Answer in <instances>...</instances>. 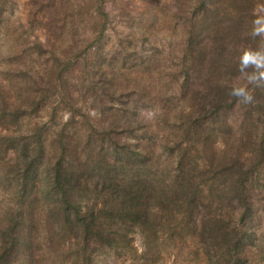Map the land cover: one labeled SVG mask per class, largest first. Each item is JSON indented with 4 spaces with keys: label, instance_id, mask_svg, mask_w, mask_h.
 I'll use <instances>...</instances> for the list:
<instances>
[{
    "label": "trees",
    "instance_id": "trees-1",
    "mask_svg": "<svg viewBox=\"0 0 264 264\" xmlns=\"http://www.w3.org/2000/svg\"><path fill=\"white\" fill-rule=\"evenodd\" d=\"M251 1L175 3L182 36L168 56L181 104L174 117L161 115V136L138 132L136 107L122 100V116L110 107L93 123L82 115L88 128L72 136L69 123L52 137L38 124L21 130L22 107L37 110V95L18 96L15 108L0 113V264H42L45 249L62 256L72 249L92 264L93 253L124 240L156 205L182 208V223L200 232L216 263L251 264L254 252L264 263V176L256 170L264 163V36ZM101 76L102 93L120 99L126 86ZM43 79L34 86L48 88ZM58 87L61 101L78 108L69 86ZM160 89L158 104L168 85ZM236 104L256 119L239 138L253 144L247 162L233 155V142L219 156L212 148L226 142ZM171 119L177 126L166 129Z\"/></svg>",
    "mask_w": 264,
    "mask_h": 264
},
{
    "label": "rangeland",
    "instance_id": "rangeland-1",
    "mask_svg": "<svg viewBox=\"0 0 264 264\" xmlns=\"http://www.w3.org/2000/svg\"><path fill=\"white\" fill-rule=\"evenodd\" d=\"M180 1L184 0H0V113L15 108L18 96L37 95V110L22 107L21 130L38 124L52 137L54 130L69 123L65 127L72 136L88 128L82 115L93 123L104 116L101 108L106 114L110 107L122 116L125 106L118 103L122 100L129 108L136 107L138 132L156 130L161 136L162 130L157 129L161 115L174 117L181 104L168 56L182 36L181 22L173 19L174 5ZM251 5L255 30L264 36V0H252ZM99 74L126 86L120 99L102 93ZM42 78V84H50L48 88L34 86ZM60 82L69 86L78 108L72 109L69 100L61 101ZM164 84L167 98L158 104ZM75 110V120L68 122ZM247 111L239 104L230 111L232 131L226 142L215 141V155L233 142V155L238 151L245 162L254 158L253 144L239 141L248 132L243 127L255 124ZM175 122L171 119L166 129H174ZM256 170L262 178L264 163ZM182 214L179 206H154L153 216L142 220L144 225L131 226L124 240L93 253L92 264H218L213 252L205 254L200 232L182 223ZM45 250L42 264H84L72 249L64 256ZM250 259L251 264H264L256 252Z\"/></svg>",
    "mask_w": 264,
    "mask_h": 264
}]
</instances>
